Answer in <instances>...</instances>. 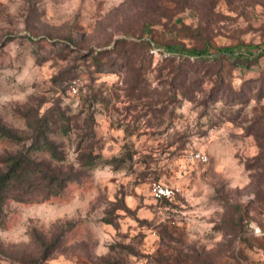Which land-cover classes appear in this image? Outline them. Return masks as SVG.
Wrapping results in <instances>:
<instances>
[{
	"label": "rangeland",
	"instance_id": "1",
	"mask_svg": "<svg viewBox=\"0 0 264 264\" xmlns=\"http://www.w3.org/2000/svg\"><path fill=\"white\" fill-rule=\"evenodd\" d=\"M122 37L146 44L130 51L139 97L121 60L91 53ZM223 46L261 55L242 66ZM204 47L211 62L183 54ZM263 48L250 0H0V124L27 135L24 113L62 111L63 165L91 127L101 154L84 187L3 205L0 264H264ZM184 59L202 81L169 92ZM23 142L0 138V155Z\"/></svg>",
	"mask_w": 264,
	"mask_h": 264
},
{
	"label": "trees",
	"instance_id": "2",
	"mask_svg": "<svg viewBox=\"0 0 264 264\" xmlns=\"http://www.w3.org/2000/svg\"><path fill=\"white\" fill-rule=\"evenodd\" d=\"M250 1L259 3L264 12V0ZM137 43L146 45L144 41L136 42L135 40L122 37L117 39L112 49L92 50L91 53L94 51L97 55L94 58L98 64L99 55L104 54V52L113 54L114 57L109 61V65L112 67L118 63V60H121L122 66L132 72L130 74L132 81L129 85V94H137L139 97L144 94L141 92H145L146 86L140 84L142 81V78L139 77L140 69L136 68V59L130 54V51L135 48L134 46L138 45ZM147 45H149L148 41ZM220 49L223 54H232L234 63L247 67L257 62L258 56L261 55V52H259L253 57H244L243 52L235 54L229 46H223ZM204 51H207L205 47L192 53L183 54L185 56L195 55L200 57L201 61L211 62L209 58L201 55ZM262 51L264 52V48ZM180 62L177 65L176 74L172 75L170 79L169 92H171V86H183L185 79L190 82V85L185 87L186 90L193 88L202 81V76L191 75L198 72V70L184 67V65L190 64L188 59ZM193 64L195 63L191 65ZM172 81L174 82L172 83ZM23 116L27 119V135L0 124V138L16 143L29 139V143L24 144L23 142L22 148L7 151L0 155V212L3 205L10 200L27 203L46 201L55 197H64L68 186L71 184L84 187L90 179V169L96 165L97 160L101 156L98 151H95L93 142L94 130L91 127L83 133L89 137L90 141L84 143V145L78 144V149L80 148L76 157L78 166L73 165V163L64 166L62 161L65 158V153L61 148V144L52 136L57 129H61L64 133L70 129V120H65L69 119V117L62 111L54 110L42 113L26 112ZM72 126L79 127L77 125ZM82 146L85 149H81Z\"/></svg>",
	"mask_w": 264,
	"mask_h": 264
},
{
	"label": "built area",
	"instance_id": "3",
	"mask_svg": "<svg viewBox=\"0 0 264 264\" xmlns=\"http://www.w3.org/2000/svg\"><path fill=\"white\" fill-rule=\"evenodd\" d=\"M190 159H197L199 161H206L207 160V154L203 151L197 150V151H191L189 153ZM151 191L153 195L157 198L165 197V198H171L175 194V187L173 185L164 184V183H154L151 186ZM255 232H259L258 227H254Z\"/></svg>",
	"mask_w": 264,
	"mask_h": 264
}]
</instances>
